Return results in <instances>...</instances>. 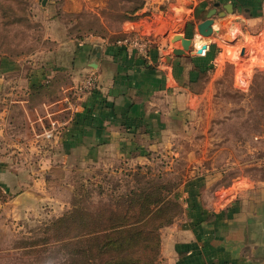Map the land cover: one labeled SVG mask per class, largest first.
Listing matches in <instances>:
<instances>
[{
    "label": "crops",
    "instance_id": "obj_1",
    "mask_svg": "<svg viewBox=\"0 0 264 264\" xmlns=\"http://www.w3.org/2000/svg\"><path fill=\"white\" fill-rule=\"evenodd\" d=\"M225 3L232 12L212 15L214 32L199 36L196 24L209 9L222 11ZM52 6L60 14L92 9L69 0ZM59 12L47 21L57 36L50 39V55L0 56V195L5 202L53 200L48 190L56 169L71 176L91 169L94 175L120 161L143 163L149 152L165 149L173 134L182 135L184 115L209 92L211 81L204 77L223 48L239 44L245 49L264 39V0H144L134 12L139 16L125 20L113 41L92 34L73 37L69 31L75 22ZM181 23L193 47L205 43L206 48L197 56L165 59L171 31ZM133 31L150 38L145 54L116 43ZM223 34L229 42L220 39ZM93 46L100 53L91 69ZM89 70L97 75V88L80 91L77 86ZM51 123L56 130L46 139L42 133ZM212 180L192 176L174 188L182 212L158 230L157 264H264V178L245 174L227 183Z\"/></svg>",
    "mask_w": 264,
    "mask_h": 264
},
{
    "label": "rangeland",
    "instance_id": "obj_2",
    "mask_svg": "<svg viewBox=\"0 0 264 264\" xmlns=\"http://www.w3.org/2000/svg\"><path fill=\"white\" fill-rule=\"evenodd\" d=\"M80 1L92 9L60 14L52 6L59 0H0V56L31 60L50 55V39L57 36L47 21L54 12L75 22L69 31L73 37L92 34L113 41L125 20L139 16L134 12L144 0H69L71 5ZM240 48H223L219 63L204 77L211 81L209 92L184 115L182 135L173 134L165 149L149 152L143 163L120 161L94 175L91 169L86 174L76 170L74 176L56 169L48 190L53 200L43 203L5 202L0 195V264H97L82 240L65 238L68 221L59 219L73 210L94 218L136 187L169 191L174 198V188L192 176L217 183L245 174L264 178V39L247 44L243 55ZM181 212L180 206L175 217ZM158 259L157 254L152 264Z\"/></svg>",
    "mask_w": 264,
    "mask_h": 264
},
{
    "label": "trees",
    "instance_id": "obj_3",
    "mask_svg": "<svg viewBox=\"0 0 264 264\" xmlns=\"http://www.w3.org/2000/svg\"><path fill=\"white\" fill-rule=\"evenodd\" d=\"M118 198L112 209L105 206L94 218L80 210L62 216L59 220L68 221L65 238L82 240L97 264H152L158 254L157 231L172 222L179 203L169 191L160 194L145 187Z\"/></svg>",
    "mask_w": 264,
    "mask_h": 264
},
{
    "label": "water",
    "instance_id": "obj_4",
    "mask_svg": "<svg viewBox=\"0 0 264 264\" xmlns=\"http://www.w3.org/2000/svg\"><path fill=\"white\" fill-rule=\"evenodd\" d=\"M223 10L219 12H215L214 8L209 9L205 18L196 24V31L201 37H208L213 32L212 29V18L211 16L216 14L219 17H223L226 13L232 12V5L230 3H225L222 6ZM183 23L177 25L172 31L171 36L167 41L166 53L163 58L169 59L170 56L173 57H188V56H197L202 53V51L206 48L205 43H201L198 47H193V42L190 38H186L183 35ZM226 42L230 41V37L227 34H223L222 38H220ZM244 48L241 47L239 50V54H243ZM100 53V48L98 46H93L91 50V55L93 56L92 61L89 64L91 69H94L96 66V61L98 59Z\"/></svg>",
    "mask_w": 264,
    "mask_h": 264
},
{
    "label": "built area",
    "instance_id": "obj_5",
    "mask_svg": "<svg viewBox=\"0 0 264 264\" xmlns=\"http://www.w3.org/2000/svg\"><path fill=\"white\" fill-rule=\"evenodd\" d=\"M116 43L119 45H123L130 50H134L140 54H145L146 50L149 47V44L151 43V40L147 35L140 33L138 31H133L129 35L118 39ZM96 88H97V75L94 70H89L82 76L77 86V89L83 92H91ZM55 130H56L55 125L51 123L50 127L43 131L42 133L43 137L46 139L52 137Z\"/></svg>",
    "mask_w": 264,
    "mask_h": 264
}]
</instances>
